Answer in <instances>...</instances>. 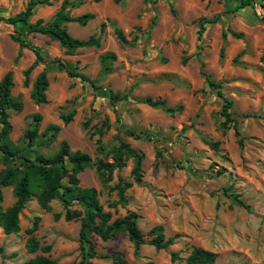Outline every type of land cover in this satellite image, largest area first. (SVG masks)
I'll list each match as a JSON object with an SVG mask.
<instances>
[{
    "label": "rangeland",
    "instance_id": "374dc122",
    "mask_svg": "<svg viewBox=\"0 0 264 264\" xmlns=\"http://www.w3.org/2000/svg\"><path fill=\"white\" fill-rule=\"evenodd\" d=\"M29 1L0 0V80L12 74L11 95L22 103L21 111H8L10 145L18 156L34 160L36 155L57 156L66 142L72 152L87 154L93 162H112L113 147L122 139L142 156L141 182H134L128 158L109 180L95 167L85 168L76 176L78 186L97 191L111 220L134 213L143 233L161 225L166 238L175 237L166 250L145 244L135 252L125 234L105 242L93 236L97 257L88 262L113 264L117 255L125 264H186L171 262L170 254L185 258L198 247L216 254L214 264H264V0L233 13L227 11L240 0H50L36 5L30 23L51 24L59 13L94 15L85 26L61 23L75 39L100 37L99 47L72 53L48 36L28 33L24 25L2 21L22 12ZM204 19L213 22L205 24L198 41ZM116 30L129 44L118 41ZM17 34L44 59L59 58L63 65H34L25 86L24 72L36 58L12 40ZM105 53L116 56L108 74L100 60ZM201 71L222 84L224 97L233 104L234 122L220 116L223 102ZM42 72L48 81L47 103L36 105L31 94ZM68 72L85 75L93 84ZM109 91L128 98L112 105ZM147 97L182 111L168 115L135 100ZM64 114L73 115L69 124L62 121ZM127 129L148 130L153 138L134 139L125 134ZM29 131H35L31 146ZM21 165L27 163L16 157L8 165L0 156V174ZM119 182L132 183L124 203L114 188ZM0 192V211L5 212L15 202L13 187H0ZM34 193L19 215V231L6 235L0 227V264H23L36 256L78 264L81 218L66 221L59 198L44 210ZM70 209L86 216L81 206ZM31 238L39 245L34 253L26 247Z\"/></svg>",
    "mask_w": 264,
    "mask_h": 264
},
{
    "label": "trees",
    "instance_id": "16d2710c",
    "mask_svg": "<svg viewBox=\"0 0 264 264\" xmlns=\"http://www.w3.org/2000/svg\"><path fill=\"white\" fill-rule=\"evenodd\" d=\"M147 1L154 2L155 0ZM49 2L50 0H30L27 7L22 12L15 16L2 19V21L13 27L18 24L24 25L27 28L28 33L48 36L50 39L58 42L68 53H72L78 49L100 46V37L90 36L86 40L75 39L60 26L62 22H76L81 26H85L89 21L94 19V15L90 13L75 18H70L67 14L59 13L56 20L51 24L43 25L40 20L35 23H30L29 19L33 14L34 7L39 4L47 5ZM253 2L254 0H240L239 5L227 12H236L239 9L253 5ZM211 22L213 21L206 19L202 20L197 31L198 41H201L202 35L205 32V24ZM103 29L104 25L102 24L100 27V33L103 32ZM115 34L120 43L129 44V41L125 38L122 31L116 30ZM237 37L240 38V35ZM12 38V40L18 43L21 48L33 51L36 58L34 64L24 72L25 86L28 84V75L32 71L34 65L38 63L63 65L59 58H53L52 60L44 59L33 47L20 39V34H17ZM135 40L136 37L133 41ZM100 60L103 74H108L111 70V63L116 60V56L113 53H105L100 57ZM185 63L186 59H183L182 64ZM201 68H203V65H201ZM68 74L71 77L80 78L83 81L93 84V82L85 75L73 72H68ZM201 74L208 87L211 90H214L223 102L220 116L223 117L226 122H232L233 120L230 119V109L233 104L232 101L224 97L222 93V84L214 82L210 75L205 71H201ZM13 86L12 74L7 72L0 80V156L1 160L8 165L12 163L13 159L16 157L23 159L27 165H21V168L20 166L8 167L2 174H0V187L12 186L15 197L14 204L8 210L5 212L0 211V227L4 234L10 235L19 231V215L25 208L26 203L30 201L35 194L34 191H36L38 203L44 210L49 211L50 201L54 198H59L65 210L64 219L66 221L81 218L79 242L82 253L81 260L78 264H90L88 260L97 257L94 243L91 241L93 236L105 242L115 237L118 233L125 234L128 240L133 244L135 252L138 251L140 246L145 244L153 246L157 251L166 250L169 246L174 244L175 237L166 238L164 228L161 225L155 226L148 232L143 233L137 226V215L134 213L111 220L110 212H104L98 201L97 191L94 188H82L78 186L76 176L85 168L93 166L100 175L103 177L106 176L105 180H109L115 170H119L125 166V160L128 158H131L133 163L131 175L134 182L136 184L141 182L142 156L122 139L117 138L118 145L113 147L114 155L112 162H104L102 160L93 162L87 154L80 151L72 152L66 142H61L58 155L51 158L36 155L34 160H30L18 156L19 152L14 150L8 141V135L11 131V126L8 122V111L13 110L19 112L22 110V103L15 100L11 95V89ZM47 87L48 81L46 73L42 72L37 75L33 83L31 98L36 105H45L47 103L45 95ZM108 95L109 101L112 105L128 98L127 95L120 96L112 91H109ZM135 100L138 103L147 105L151 108L160 109L168 115H174L182 111L181 106L169 107L166 102L161 99L153 100L152 98L147 97ZM72 116V114H64L61 119L64 124H69L72 121ZM51 128L54 131L58 130V127L56 126ZM125 134L134 139L152 140L154 133L148 130L136 132L132 129H127L125 130ZM34 137L35 131H29L27 133L28 146L32 145ZM64 181H66V183H63ZM131 186L132 183L130 182L123 184L119 182L116 184L114 188L119 197L118 202H125L124 193ZM239 203L242 204L240 201ZM72 204L83 207L86 216L81 217L82 213L78 210L72 211L70 209ZM59 217V214L54 215L55 219H58ZM37 221L38 218L33 224L31 231L36 230ZM146 237L149 238L148 243H146ZM26 247L30 253H34L38 250L39 245L36 240L31 238L27 241ZM49 249L50 247H45L43 250L48 252ZM2 252L3 247L0 246V253ZM215 258V253L198 247L192 248L188 256L185 258L180 257L176 252L170 254L171 262L184 261L186 264H214ZM112 259L114 261L113 264H125L120 256H112ZM23 264H57V262L47 257L36 256Z\"/></svg>",
    "mask_w": 264,
    "mask_h": 264
}]
</instances>
